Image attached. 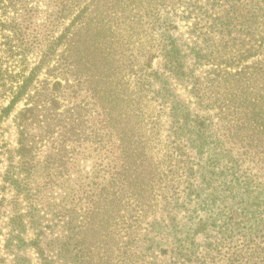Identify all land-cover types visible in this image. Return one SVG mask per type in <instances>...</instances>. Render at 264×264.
<instances>
[{
    "label": "rangeland",
    "instance_id": "374dc122",
    "mask_svg": "<svg viewBox=\"0 0 264 264\" xmlns=\"http://www.w3.org/2000/svg\"><path fill=\"white\" fill-rule=\"evenodd\" d=\"M0 264H264V0H0Z\"/></svg>",
    "mask_w": 264,
    "mask_h": 264
},
{
    "label": "trees",
    "instance_id": "16d2710c",
    "mask_svg": "<svg viewBox=\"0 0 264 264\" xmlns=\"http://www.w3.org/2000/svg\"><path fill=\"white\" fill-rule=\"evenodd\" d=\"M20 91H17L15 97L13 98V100L11 101V103L3 108L0 107L1 110V117L6 116L8 114L11 113L14 105L17 103V101L20 99Z\"/></svg>",
    "mask_w": 264,
    "mask_h": 264
}]
</instances>
